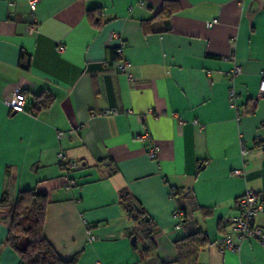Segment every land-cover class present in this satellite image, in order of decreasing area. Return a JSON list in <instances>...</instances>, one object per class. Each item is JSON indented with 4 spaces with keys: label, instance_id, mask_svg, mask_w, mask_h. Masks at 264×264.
<instances>
[{
    "label": "crops",
    "instance_id": "1",
    "mask_svg": "<svg viewBox=\"0 0 264 264\" xmlns=\"http://www.w3.org/2000/svg\"><path fill=\"white\" fill-rule=\"evenodd\" d=\"M139 1L0 0V264H20L5 242L9 209L31 189L47 194L43 235L63 260L149 264L130 241L126 193L152 219L163 261L200 230L197 264H264L254 239L238 252L215 245L246 188L264 206V0ZM119 39L131 78L114 68ZM16 88L25 110L13 113ZM42 91L52 100L37 111Z\"/></svg>",
    "mask_w": 264,
    "mask_h": 264
},
{
    "label": "trees",
    "instance_id": "2",
    "mask_svg": "<svg viewBox=\"0 0 264 264\" xmlns=\"http://www.w3.org/2000/svg\"><path fill=\"white\" fill-rule=\"evenodd\" d=\"M51 100V95L42 91L33 97V107L37 111L46 109ZM22 110H25L24 106ZM176 193L177 189H174V194ZM3 201L1 199L0 203ZM121 203L127 217L135 223L131 233V236L136 237L133 247L139 250L149 264H197L198 252L208 244L202 231L197 230L177 241V258L174 262L167 263L156 252V230L152 219L126 193H123ZM46 204L47 194L44 191L31 189L18 192L9 209L5 242L18 255L20 264H76V256L63 260L46 241L43 235ZM178 211L180 212H176Z\"/></svg>",
    "mask_w": 264,
    "mask_h": 264
},
{
    "label": "built area",
    "instance_id": "3",
    "mask_svg": "<svg viewBox=\"0 0 264 264\" xmlns=\"http://www.w3.org/2000/svg\"><path fill=\"white\" fill-rule=\"evenodd\" d=\"M38 0H27L29 7L32 9ZM140 6H145L146 1L141 0L138 3ZM214 20L207 22V26H210ZM33 26L28 28V31L31 33L33 31ZM125 47V42L122 39H119L118 44L115 47V54L117 59L115 61L114 68L116 71L125 73L127 77L131 78L130 74L127 72L131 63L123 56V51ZM63 50L62 45L56 46V51L61 52ZM240 72V68L236 65H233L230 74L232 76L238 74ZM260 83L258 88V93L260 96H264V71L261 72L260 75ZM26 92L21 88H16L13 97L10 103V109L14 111H22V107L25 103ZM234 97L235 93L232 89L229 92V105L235 108L234 105ZM237 110V109H236ZM104 114L108 113L107 109L102 111ZM115 114V111L111 112ZM238 114V112H237ZM77 131L76 128H70L66 131H57V136L61 137L67 134H73ZM138 138L142 140H149L150 135L147 131H143ZM158 147L155 144H152L147 148V155L150 159L157 158ZM241 154L245 155L246 150L241 149ZM61 156V164L66 168H76V162L67 160L65 157ZM243 166L242 164L240 169H233L231 171L232 175H243ZM171 194H174V190H171ZM264 210V206H262L261 200L259 199V195L256 191L246 188L236 199V203L234 205V215L225 219V225L228 226L229 232L223 235L221 238L217 240L215 243L218 251L220 253L225 252H238L240 250V245L243 241L247 239H254L260 244H264V228L259 226L256 222L257 215ZM181 213L175 212V216L179 217ZM90 239H94L93 236Z\"/></svg>",
    "mask_w": 264,
    "mask_h": 264
},
{
    "label": "water",
    "instance_id": "4",
    "mask_svg": "<svg viewBox=\"0 0 264 264\" xmlns=\"http://www.w3.org/2000/svg\"><path fill=\"white\" fill-rule=\"evenodd\" d=\"M15 111H13V113H14ZM135 240H136V237L133 235V236H131V238H130V241H131V243H134L135 242Z\"/></svg>",
    "mask_w": 264,
    "mask_h": 264
},
{
    "label": "rangeland",
    "instance_id": "5",
    "mask_svg": "<svg viewBox=\"0 0 264 264\" xmlns=\"http://www.w3.org/2000/svg\"><path fill=\"white\" fill-rule=\"evenodd\" d=\"M138 245H139V242H138Z\"/></svg>",
    "mask_w": 264,
    "mask_h": 264
}]
</instances>
